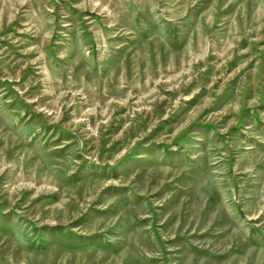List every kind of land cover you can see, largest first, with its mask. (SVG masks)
<instances>
[{
	"label": "rangeland",
	"instance_id": "obj_1",
	"mask_svg": "<svg viewBox=\"0 0 264 264\" xmlns=\"http://www.w3.org/2000/svg\"><path fill=\"white\" fill-rule=\"evenodd\" d=\"M0 264H264V0H0Z\"/></svg>",
	"mask_w": 264,
	"mask_h": 264
}]
</instances>
